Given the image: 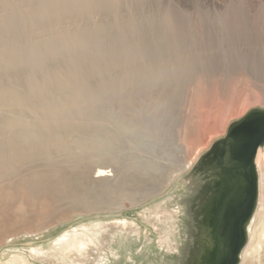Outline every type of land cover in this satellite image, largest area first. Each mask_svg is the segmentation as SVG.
Here are the masks:
<instances>
[{"label": "rangeland", "instance_id": "rangeland-1", "mask_svg": "<svg viewBox=\"0 0 264 264\" xmlns=\"http://www.w3.org/2000/svg\"><path fill=\"white\" fill-rule=\"evenodd\" d=\"M8 87L26 112L53 110L35 118L0 105V191L14 194L0 195V225L14 224L0 232V264H180L186 176L231 123L264 109V0H0V88ZM16 116L43 138L62 134L65 147L109 137L119 123L138 141L116 142L114 156L95 163L75 146V158L39 153L21 129L5 128ZM126 154L159 167L136 177ZM98 164L117 171L116 189L92 183ZM256 168L252 245L264 231V147ZM86 231L94 244L80 255L54 249Z\"/></svg>", "mask_w": 264, "mask_h": 264}, {"label": "water", "instance_id": "water-1", "mask_svg": "<svg viewBox=\"0 0 264 264\" xmlns=\"http://www.w3.org/2000/svg\"><path fill=\"white\" fill-rule=\"evenodd\" d=\"M264 147V109L231 123L185 178L188 237L180 264H239L258 205L256 155Z\"/></svg>", "mask_w": 264, "mask_h": 264}, {"label": "bare ground", "instance_id": "bare-ground-1", "mask_svg": "<svg viewBox=\"0 0 264 264\" xmlns=\"http://www.w3.org/2000/svg\"><path fill=\"white\" fill-rule=\"evenodd\" d=\"M21 59H23V58L21 57ZM28 60H29V57L27 59L25 58V61L28 62ZM12 61H13V59L11 58L9 62H11L13 64ZM18 61H20V60L18 59ZM21 104H22V100L18 97V95H16V93H14V88H11V87L10 88L9 87L8 88H0V105L2 106V108H5V109H13V110L15 108V109H17L18 112H22L23 113V111H24V114L27 113L28 115H32L35 118H40L42 116V114L44 113V111L48 107H50L49 105L43 104V105H39L40 108L35 109L36 111L29 110L28 112H26L27 110L25 109L26 108L25 105H22V107H21ZM51 109L52 108H50V109L48 108L47 111H49V110L52 111L53 109L52 110ZM55 112H53V113H55ZM3 124H4V126H5L6 129H14V130L21 129L22 136L25 137L29 141V143L32 144V148L35 147L34 150H38L39 153H40L41 150H43V151H46L47 150L48 151L49 148H54V149L59 150L61 152H65L66 155L68 156V158L69 157L70 158H75V157L79 156V155L76 154L75 151L72 150L73 149V146H75L74 148L81 149V153H83V154L85 153L88 156L87 158H89V160H93V161L95 160L94 163L95 162H98V161H105V160H107L109 158H112L114 156V155L112 156V154H111V152L113 153V150H114V148L112 146L116 142L119 141V144H120L121 142H123L126 139H129V140H132V141H138L136 139V136L134 135L135 133H133V131L130 128H128L127 126H125L123 123H119L118 124V128H119L120 132L116 131L115 134L106 133L105 135L110 134V136L109 137L104 136V135L103 136H98L97 138H93L91 141H88L87 140V142H86V140L85 141L84 140H76V141L74 140V141H72L70 143L71 145H73V146H71V148L70 147H65L63 145V143L65 141H64V138H63L62 134H51V135L50 134H47V136L50 135V137L47 138V139L46 138H43L42 135H39L38 134V133H40L38 131V129L32 128L29 125V123L27 121H25L24 118L23 119L20 118V116H16L14 118H6L5 120H3ZM3 124H2V126H3ZM125 133H126V136L123 137L124 139H122L120 135L121 134L123 135ZM132 133H133V135H132ZM112 148H113V150H112ZM33 151H30V152L28 151L29 153L28 152L27 153L29 155L30 154H34ZM14 153H11L9 155L10 158L11 157L12 158L14 157ZM81 153H78V154H81ZM28 154H27V157H29ZM45 154H47V153H45ZM49 154L50 153L47 154L48 155V159L52 157L51 155L49 156ZM60 154H62V153H60ZM148 154L151 155L152 152H148ZM259 154H260V152H259ZM22 156H23V154H22ZM126 157L130 161V163L127 165V168H128L127 170H129V171H131V173L135 174L136 177L143 176V178H147V174L148 173H150L151 175H153L151 173V171L155 167H156L155 169H157L159 167V164L154 163V160L151 163L150 162L147 163V161H137L133 157H131V155H129V154H126ZM24 158L26 159L25 156H24ZM130 159H133V160H130ZM167 159H169V158H167ZM183 160H185V159H183ZM67 161H68V159H67ZM184 163H185V161H184ZM159 173H161V172L158 171V174ZM119 177L120 176L117 173V171H114V172L113 171H108L105 168L104 165L98 164L96 167H94V171H93V173L91 175V181H92L93 184L94 183L95 184L96 183L97 184H99V183L100 184H104L105 186H107L108 189L109 188L110 189H116L119 186V185H116V183H117L116 181H119V179H118ZM12 184L14 185V183H12ZM15 185H16V188L18 189L17 191H20V193H21V190H24V189H21V187H22V184L21 183H16ZM114 185H116V186H114ZM259 185H260V183H259ZM99 187H102V186L100 185ZM7 191H9V189L2 188L1 191H0V195L1 196H4V197L7 196V200H8V195L9 194L14 195V194L11 193V192H9L8 194H6ZM19 222H21V221H19ZM259 223H260V221H259ZM259 223H257V224L259 225ZM2 226H3V224L0 225V232L3 233V232H6L7 229H10V228L14 227V224L7 223V225H5L6 228L4 226V230H3V227ZM7 226L9 228H7ZM88 231H86L85 234H83V233L79 234V236L77 238H75L76 237L75 235H72L70 237H64L63 236L61 239L55 241L54 249L57 250V251H59V253L60 254H63V255H66V254H79L80 255L81 251H83L85 248H88L91 244H94V240L88 234ZM95 234H97V233H95ZM254 234H255V232H254ZM259 234H260L261 238L260 237L257 238V236H256L254 238L255 240H253L254 241V244L253 245L249 241L250 240V237L248 238L249 239L248 240V243L245 246L244 251H243V254L241 255V258H240V263L241 264H264V262L261 261L260 258L258 259V257H257L258 255L256 254L257 251H255L256 250V247H258L261 244L260 239H262V237L264 235V231L260 232ZM0 235H1V233H0Z\"/></svg>", "mask_w": 264, "mask_h": 264}]
</instances>
